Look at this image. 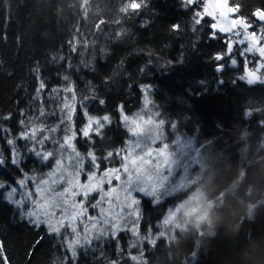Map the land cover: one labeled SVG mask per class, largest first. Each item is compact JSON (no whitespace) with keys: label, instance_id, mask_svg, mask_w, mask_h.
Wrapping results in <instances>:
<instances>
[{"label":"trees","instance_id":"obj_1","mask_svg":"<svg viewBox=\"0 0 264 264\" xmlns=\"http://www.w3.org/2000/svg\"><path fill=\"white\" fill-rule=\"evenodd\" d=\"M231 1L247 17L264 6V0ZM129 3L0 0V129L8 130L0 131V149L8 158L6 140L16 139L21 152L20 170L6 163L0 181L12 184L22 173L44 178L55 167L54 159L42 161L24 151L25 144L32 145L17 138L25 130L21 120L59 125L63 102H72L63 91L68 87L76 95L73 143L85 164L90 151L101 167L124 163L122 149L132 137L118 109L123 106L130 117L138 114L145 106L141 90L148 86V107L164 122L168 147L179 136L178 142L193 144L192 151L167 180L165 197L156 196L157 202L149 197L153 204L143 200L138 235L121 233L115 241L99 236L81 244L70 262L60 236L34 227L3 198L10 189L0 190L4 264H264V83L247 82L244 70L228 58L223 71L216 70L220 62L214 57L227 51V40L220 33L210 38L211 17L193 31L194 12L201 8L185 9L186 0H147L134 14L123 11ZM173 23L180 29L172 31ZM41 80L45 89L37 99ZM40 108L47 115L37 119ZM85 112L111 120L90 141L79 131L87 123ZM65 134L58 129L51 135L61 140ZM42 148L55 151L56 145ZM108 152L121 155L102 161ZM178 204L185 206L178 225H158L161 214Z\"/></svg>","mask_w":264,"mask_h":264},{"label":"snow or ice","instance_id":"obj_2","mask_svg":"<svg viewBox=\"0 0 264 264\" xmlns=\"http://www.w3.org/2000/svg\"><path fill=\"white\" fill-rule=\"evenodd\" d=\"M185 9L201 8L199 11H195V22L193 25V31L197 30L196 26H200L202 20L205 17H211L215 21L210 25V38L215 39L218 33L232 34L224 53H217L214 59L217 62L216 70L222 72L225 64L222 62L225 58L230 59L232 65L237 64V59L232 58V50L234 45H247L243 48V52L251 53L253 49L259 54L260 58H264V28L259 29V34L256 31H249L254 25L246 18L236 15L235 18L231 16L239 13V7H233L229 5V0H219V2L213 3L212 0H186ZM147 0H130L128 6L123 9L127 12L129 9L136 14L139 10L147 7ZM251 17L258 22H264V10L257 9L250 13ZM180 29V24L173 23L172 31ZM243 30V36L241 34ZM4 39V37H0ZM246 56V55H245ZM264 68V61H262L257 70ZM247 75L253 76L254 73L249 70ZM243 77H241L242 79ZM255 78V77H254ZM45 81L41 80L39 88L37 89V99H39L41 93L45 89ZM150 86L141 90L142 95L145 98V109L148 108ZM59 89H52L53 93L59 92ZM71 96V103L65 100L60 109L65 113L64 118L59 125L55 127H49L44 123H33L32 119L21 120L20 124L25 130L21 131L17 139H23L29 142L24 145V151L34 154L36 157H40L42 161H49L50 158L55 160V167L52 171L46 174L47 178L37 177L36 175L29 176L27 173H22V179H16L12 181V184H7L4 181H0V190L9 188L7 194L3 196L10 204H13L17 209L22 210L21 215L27 217L29 222L34 227L45 226L48 233L54 236H60L61 241L70 256L69 262L77 257L78 248L82 243L91 244L95 240L99 239L97 234H108L109 238L118 240L121 233H128L129 235H138L141 224L144 222L141 218L140 205L144 199L153 201L148 195H145V189L139 187L136 183L141 178V174L145 168L151 165L152 159H145V157L152 158L154 155L153 148H147L143 151V155L137 156L131 160L129 157L132 155L128 149H122L121 153L108 152L107 157H101L103 161L110 159L114 155H121V159L124 163L120 168H112L103 172V175L97 179L96 171H92L91 174L84 171V158H81V154L77 152L73 141L76 139V130L72 126V118L75 113V92L71 87L63 89ZM99 103L103 105L105 101L99 100ZM118 111L121 113L123 124L125 125L126 132L135 138V142L132 139L128 141L131 149L137 150L142 148V142L140 134L145 131L142 127V123L147 125L151 123V120H146L144 117L137 115V118H132L127 114H124V107L120 106ZM39 116L37 119L43 118L47 115L43 108L38 109ZM87 117V124L79 131L82 136L87 140H91L92 136H101L102 131L106 126L111 124L110 117L103 115L102 117H95L88 115L87 112L83 113ZM10 116L3 117L4 120L10 119ZM160 123H164L160 121ZM67 125V127H63ZM64 131L66 134L61 140H56L51 134L57 132V130ZM0 131L7 132V129H0ZM45 132L49 135H45ZM7 145L11 155L5 158L3 150L0 149V167H3L6 163L10 162L17 170H20L21 164V152L16 147V139H7ZM46 143H53L56 145L55 151H44L42 146ZM152 144H156V140H152ZM40 148L41 150H37ZM167 145H164L159 152L155 153L157 159L164 157V163H167V156L165 149ZM69 152L67 159L70 161L71 166L75 169L74 173L69 172L64 174L63 154ZM57 155H61L62 159H56ZM89 165L98 170L99 165L96 163L97 156L94 152H88ZM159 166V165H157ZM122 172L126 175L127 179L122 185L124 192L126 193L124 202L116 205L119 211H115L111 200H108V208L101 207V204L105 203V198L111 197L115 189H111L109 192H104V185H111L113 178L115 180H121V176L117 173ZM83 174L87 178V183L80 182V175ZM31 185V186H29ZM66 185V186H65ZM93 194L99 195L100 199L96 203H92V199H95ZM77 197L82 199L78 202ZM87 202V206L85 204ZM89 208L93 211L100 209L96 216H89L87 213ZM87 221V223H85ZM90 225V227H89ZM93 232L95 235L93 236ZM129 247L135 248V245ZM0 249H3L0 245ZM124 251L121 250V256L123 257ZM135 259V257H132ZM0 264H4L3 255H0Z\"/></svg>","mask_w":264,"mask_h":264},{"label":"rangeland","instance_id":"obj_3","mask_svg":"<svg viewBox=\"0 0 264 264\" xmlns=\"http://www.w3.org/2000/svg\"><path fill=\"white\" fill-rule=\"evenodd\" d=\"M213 3L219 2V0H212ZM202 8V6H201ZM233 37H231L232 39ZM262 76L260 77H264V69L262 71L259 72ZM140 116L144 117V119L146 120H151L150 124H143L142 123V127L145 128V131L143 133L140 134V139L142 142V148L141 149H137V150H132L130 145L128 150L130 152H132V155L129 157V160L137 157V156H141L143 155V151H146L147 148H153L154 151V155L152 158L149 157H145V159H152L151 165L146 167L144 172L141 174V178L136 181V183L139 185V187L144 188L145 195H148L150 198H152L155 202H157V198L160 197L159 195L162 194L165 197V192H164V188L166 186V182L167 180L171 177V175L174 173L177 164L180 161V158L183 157L184 155L190 153V151H192L193 148V144H191L190 141L184 142V140L179 141V136L175 138L174 143L175 146H171V148L168 147V145L165 142V139L167 134L166 132L163 130H161L160 127V123L154 119V115L150 112L149 107L147 109H145V106L142 108V110L138 113ZM134 115L132 118H137V115ZM87 123L85 122V125ZM155 139L156 140V144L153 145L152 144V140ZM133 142H135V138L132 137ZM178 142V144H177ZM167 145V148L165 149V153L167 156V163H164V157H160L159 159L156 158L155 153L159 152V150L164 146ZM194 150V149H193ZM78 152V151H77ZM65 157L63 156V165H64V174L66 175L69 172H73L75 171V169L71 166L70 161L67 159V157L69 156V152H65L64 153ZM61 157V156H60ZM62 158V157H61ZM60 159V158H59ZM89 161V160H88ZM84 163V171L88 172L89 174H91L92 171H96L97 173V179L100 178V176L103 175V172L108 171L112 168H120L116 167V166H108L105 165L103 167H101L100 163L98 161H96V163L99 165V169H93L88 162V165ZM159 165V166H157ZM54 167H50V170H46L47 173L52 171ZM46 173V174H47ZM121 176V180H115L113 178L111 185L105 184L104 185V192H109L111 189H115L116 191L112 193L111 197H107L105 198L106 202L101 204V207L107 209L108 208V200H111L114 210L115 211H119V208L116 207V205L118 204H122L124 202L126 193L123 190L122 185L124 184V182L126 181L127 177L125 174H123L122 172L117 173ZM46 176V175H45ZM44 178H47L44 177ZM80 182L83 183H87V178L85 175L81 174L80 177ZM66 186V185H65ZM95 196V199H92V203H96L97 200L100 199L99 195L93 194ZM157 196V198H156ZM82 198L81 197H77V201L79 202ZM86 206H87V202H85ZM202 200L199 201V205L201 206ZM209 206V205H208ZM140 207V211H141V205L138 206ZM184 205L182 204H178V205H173V208L167 209L163 214H161V218H160V222L158 225H160L162 227L163 224H170L172 226H177L178 223L176 221V219L178 218L179 214L181 211L184 210ZM195 208V207H193ZM100 211V209H96L95 211L91 210L89 208L88 211V215L89 216H96L97 213ZM207 211L206 208H203L202 212ZM192 215L193 213L195 214V209L193 210V212L191 211ZM197 214H199L197 212ZM157 216V214L155 215V217ZM152 218L151 216H148V219ZM85 223H87V221H85ZM90 227V225H89ZM174 228V227H172ZM95 235V233L93 232V236ZM99 236H108V234H97ZM83 244V243H82Z\"/></svg>","mask_w":264,"mask_h":264},{"label":"flooded vegetation","instance_id":"obj_4","mask_svg":"<svg viewBox=\"0 0 264 264\" xmlns=\"http://www.w3.org/2000/svg\"><path fill=\"white\" fill-rule=\"evenodd\" d=\"M229 5L233 7H238L236 4H233L231 0H229ZM259 9L264 10V6L260 7ZM236 15H240L243 18H246L249 20V22H252L254 27L249 29V31H256L257 34H259V29L264 28V22H258L257 20H254L251 16L247 17L246 15L242 14L241 11L239 13L231 16L230 18H235ZM215 21H213L214 23ZM223 35V37L226 38L227 42L231 39L232 34H224L220 33ZM241 34L243 36V30L241 29ZM247 45H234L231 57L237 59V64L234 65L236 69L241 68L244 70L243 76L245 77V80L249 83L253 82H263L264 83V77L262 76L259 72L262 71L264 68H260L257 70L258 65L264 61V58H260L259 54L253 49L251 53H245V55H240V53L243 52V48L246 47ZM251 70L254 73L253 76L247 75L248 71Z\"/></svg>","mask_w":264,"mask_h":264}]
</instances>
